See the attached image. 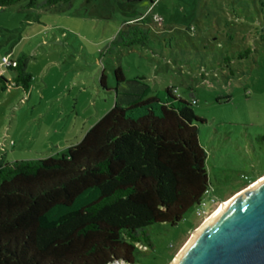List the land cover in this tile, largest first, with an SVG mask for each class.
I'll return each mask as SVG.
<instances>
[{"label": "rangeland", "instance_id": "rangeland-1", "mask_svg": "<svg viewBox=\"0 0 264 264\" xmlns=\"http://www.w3.org/2000/svg\"><path fill=\"white\" fill-rule=\"evenodd\" d=\"M130 1L73 0L32 11L25 0L0 9V62L26 57L32 77L27 92L17 71L0 72V168L62 158L130 82L147 87L143 100L175 89L205 121L198 128L208 206L176 226H151L152 247L138 246L133 263L172 264L223 204L264 178V0ZM136 23L149 31L148 47H117ZM116 69L126 83L118 84Z\"/></svg>", "mask_w": 264, "mask_h": 264}, {"label": "trees", "instance_id": "trees-1", "mask_svg": "<svg viewBox=\"0 0 264 264\" xmlns=\"http://www.w3.org/2000/svg\"><path fill=\"white\" fill-rule=\"evenodd\" d=\"M22 1L0 0V9ZM26 1L40 11L73 0ZM121 36L119 48L151 42L138 23ZM26 59L9 70L29 92ZM115 76L126 83L122 69ZM132 83L62 158L3 163L0 264H133L138 246L152 247L151 226H176L202 204L211 187L198 128L205 121L175 89L143 100L147 87Z\"/></svg>", "mask_w": 264, "mask_h": 264}, {"label": "water", "instance_id": "water-1", "mask_svg": "<svg viewBox=\"0 0 264 264\" xmlns=\"http://www.w3.org/2000/svg\"><path fill=\"white\" fill-rule=\"evenodd\" d=\"M172 264H264V178L222 205Z\"/></svg>", "mask_w": 264, "mask_h": 264}, {"label": "built area", "instance_id": "built-area-1", "mask_svg": "<svg viewBox=\"0 0 264 264\" xmlns=\"http://www.w3.org/2000/svg\"><path fill=\"white\" fill-rule=\"evenodd\" d=\"M17 66V62H10L8 59H3L2 62H0V72L4 71V69H9V68H15ZM193 104H195V101L193 102ZM210 191L207 192V194H209ZM208 206V204L206 202H202V204L200 205L202 211ZM200 215V213H199ZM119 264V263H117Z\"/></svg>", "mask_w": 264, "mask_h": 264}, {"label": "bare ground", "instance_id": "bare-ground-1", "mask_svg": "<svg viewBox=\"0 0 264 264\" xmlns=\"http://www.w3.org/2000/svg\"><path fill=\"white\" fill-rule=\"evenodd\" d=\"M232 200H233V199H232ZM232 200H231V201H232ZM231 201H229V202H231ZM229 202H227L226 204H228ZM223 205H225V204H223ZM216 213H217V212H216ZM216 213H214L213 216H214ZM211 217H212V216H211ZM211 217H210V218H211ZM210 218H209V219H210ZM209 219H207V220H209Z\"/></svg>", "mask_w": 264, "mask_h": 264}]
</instances>
